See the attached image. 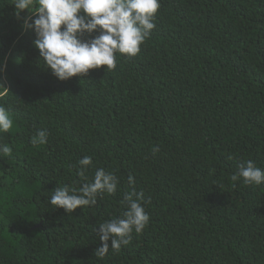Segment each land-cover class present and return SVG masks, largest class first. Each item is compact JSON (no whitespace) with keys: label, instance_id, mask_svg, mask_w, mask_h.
<instances>
[{"label":"trees","instance_id":"1","mask_svg":"<svg viewBox=\"0 0 264 264\" xmlns=\"http://www.w3.org/2000/svg\"><path fill=\"white\" fill-rule=\"evenodd\" d=\"M13 3L0 0V104L14 122L0 135L12 147L0 154V264H264V184L230 179L247 160L264 168V0H160L136 56L63 81ZM85 155L89 179L102 167L118 189L66 213L48 200L82 186ZM133 188L149 225L95 256L98 224Z\"/></svg>","mask_w":264,"mask_h":264},{"label":"clouds","instance_id":"2","mask_svg":"<svg viewBox=\"0 0 264 264\" xmlns=\"http://www.w3.org/2000/svg\"><path fill=\"white\" fill-rule=\"evenodd\" d=\"M13 5L17 16L28 10L24 24L35 32L33 45L39 50L44 67L63 81L86 75L90 69L101 66L114 69L117 53L136 56L156 27L160 0H14ZM94 32L98 34L93 36ZM4 89L8 90L0 84V91ZM13 123L7 108L0 104V135L9 132ZM47 137V130H37L32 142L44 144ZM158 151V147L153 148V154ZM0 154L11 156L12 147L0 143ZM92 163L91 156L79 159L78 175L85 182L79 188L56 187L48 202L71 213L77 208L95 205L97 198L104 194L115 195L119 185L117 175L101 167L89 179L85 173ZM230 179L242 180L245 185H261L264 168L247 160L237 166ZM128 182L134 185V177L129 175ZM120 203L125 209L121 216L98 224L102 246L95 256L99 258H104L110 248L119 252L122 246L131 243L133 233L140 234L149 225L150 216L145 210L142 192L133 188L124 193Z\"/></svg>","mask_w":264,"mask_h":264}]
</instances>
